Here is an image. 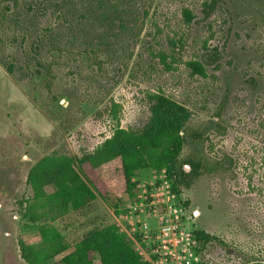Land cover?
<instances>
[{
	"label": "rangeland",
	"instance_id": "rangeland-1",
	"mask_svg": "<svg viewBox=\"0 0 264 264\" xmlns=\"http://www.w3.org/2000/svg\"><path fill=\"white\" fill-rule=\"evenodd\" d=\"M15 1L0 0V264H25L18 238L41 225H54L71 242L91 227L86 222L117 225L116 217L128 214L141 193L137 184L160 173L140 170L131 179V194L113 182L106 202L98 197L82 216L35 220L25 208L32 165L51 153L75 158L91 152L116 125L113 103L119 125L140 131L157 95L183 106L190 125L214 118L226 96L215 118L226 131L205 134L206 154L235 159V152L255 139L249 131L264 116V0H218L207 18L202 8L209 0H131L138 35L122 34L112 46L78 33V11L64 10L60 0ZM28 3L33 18L25 15ZM183 8L194 15L188 24ZM49 28L54 44L47 42ZM39 35L40 59L32 49ZM214 49L221 52L218 65L205 64L206 76L191 73L187 61ZM194 150L196 145L187 144L181 156ZM54 189L45 187L47 193ZM185 192L198 213L186 228L219 238L206 246L204 260L264 264V195L251 192L243 174L235 177V165L231 173L200 175ZM121 224L129 227L125 220Z\"/></svg>",
	"mask_w": 264,
	"mask_h": 264
},
{
	"label": "trees",
	"instance_id": "trees-1",
	"mask_svg": "<svg viewBox=\"0 0 264 264\" xmlns=\"http://www.w3.org/2000/svg\"><path fill=\"white\" fill-rule=\"evenodd\" d=\"M218 2L209 0L203 3L204 18L210 16ZM60 3L64 10L73 11L76 8L78 33L94 35L99 40L98 44L112 46L122 34L129 37L138 35L139 17L135 15L136 8L131 0H60ZM33 10L34 7L28 3L25 15L33 18ZM146 15L147 10H144L142 19ZM182 16L187 24L194 19L188 8L182 9ZM47 30L50 40L47 42L54 44L53 29ZM43 39L39 35L32 42V49L39 59ZM220 58L221 52L214 49L199 60L187 61V66L191 73L206 76L205 64L214 63L216 67ZM11 68L7 65L9 72ZM155 100L147 123L140 131L124 129L119 125L117 109L114 108L116 104L113 103L110 112L116 125L111 135L91 152L75 158L51 153L32 165L26 178L32 194L25 199V208L33 219L55 221L68 213L82 216L98 197L106 202L108 194L105 192L109 191L113 182H118L123 191L131 194L135 186L131 179L145 168L164 170L172 188L180 190L189 189L202 174L231 173L235 165V177L243 174L251 192L264 195V116L259 117L249 131L255 139L249 140L247 147L244 145L238 153L235 152V159L229 155L211 157L203 149L204 137L208 131L218 135L225 133L226 128L215 118L220 116L227 102L226 96L214 118L197 125L188 123L187 110L175 101L162 95H157ZM262 108L264 111V105ZM187 144L196 145V150L183 158L182 150ZM48 185L55 187L53 192H46ZM86 223L92 224L91 227L84 229L73 242L54 225H41L23 233L17 242L19 254L25 264H146L135 250L133 241L119 230L118 225ZM82 226L86 227L85 224ZM194 235L195 247L201 258L209 243L219 242L218 237L202 229L196 230ZM71 247L72 250H69ZM201 264L210 263L202 258Z\"/></svg>",
	"mask_w": 264,
	"mask_h": 264
},
{
	"label": "built area",
	"instance_id": "built-area-1",
	"mask_svg": "<svg viewBox=\"0 0 264 264\" xmlns=\"http://www.w3.org/2000/svg\"><path fill=\"white\" fill-rule=\"evenodd\" d=\"M137 185L141 193L130 205L131 210L116 219L119 230L128 233L146 264H201L195 247L194 232L198 229L185 226L198 216L191 209L186 189L174 190L164 170L154 174L151 181Z\"/></svg>",
	"mask_w": 264,
	"mask_h": 264
},
{
	"label": "flooded vegetation",
	"instance_id": "flooded-vegetation-1",
	"mask_svg": "<svg viewBox=\"0 0 264 264\" xmlns=\"http://www.w3.org/2000/svg\"><path fill=\"white\" fill-rule=\"evenodd\" d=\"M190 206H191V203H190ZM192 209V208H191ZM193 210H195L196 212H197V210L196 209H193ZM198 214V213H197Z\"/></svg>",
	"mask_w": 264,
	"mask_h": 264
}]
</instances>
